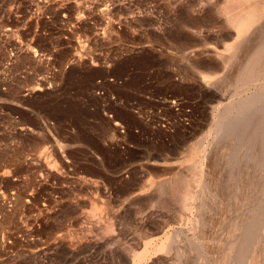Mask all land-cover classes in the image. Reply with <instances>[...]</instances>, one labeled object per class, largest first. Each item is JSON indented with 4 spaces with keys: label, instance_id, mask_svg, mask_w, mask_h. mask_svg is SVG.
Segmentation results:
<instances>
[{
    "label": "rangeland",
    "instance_id": "374dc122",
    "mask_svg": "<svg viewBox=\"0 0 264 264\" xmlns=\"http://www.w3.org/2000/svg\"><path fill=\"white\" fill-rule=\"evenodd\" d=\"M0 264H264V0H0Z\"/></svg>",
    "mask_w": 264,
    "mask_h": 264
},
{
    "label": "bare ground",
    "instance_id": "6f19581e",
    "mask_svg": "<svg viewBox=\"0 0 264 264\" xmlns=\"http://www.w3.org/2000/svg\"><path fill=\"white\" fill-rule=\"evenodd\" d=\"M231 1V0H230ZM231 3V2H230ZM258 3H249L248 4V7L247 6H245V7H247V10L249 11V13L248 14H252V13H256L257 14V12H258V5H257ZM232 7V6H231ZM236 10H239V9H235V11L234 12H236ZM230 11V10H229ZM243 12V11H242ZM233 15L235 14V13H232ZM238 14H239V12H238ZM237 14V15H238ZM233 15H232V17H233ZM236 15V17H237V19L236 20H234V21H236V23L238 24V26H240V28L242 29V30H244L245 28H246V24L245 23H247V22H245V20L243 21V20H241V21H239L238 20V16ZM235 16V15H234ZM256 16V15H255ZM251 17V16H250ZM249 18V17H248ZM239 19H240V17H239ZM244 28V29H243ZM191 181V180H190Z\"/></svg>",
    "mask_w": 264,
    "mask_h": 264
}]
</instances>
